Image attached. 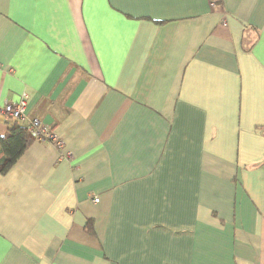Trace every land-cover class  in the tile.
<instances>
[{
	"label": "crops",
	"instance_id": "1",
	"mask_svg": "<svg viewBox=\"0 0 264 264\" xmlns=\"http://www.w3.org/2000/svg\"><path fill=\"white\" fill-rule=\"evenodd\" d=\"M22 95L0 264H264V0H0Z\"/></svg>",
	"mask_w": 264,
	"mask_h": 264
},
{
	"label": "trees",
	"instance_id": "2",
	"mask_svg": "<svg viewBox=\"0 0 264 264\" xmlns=\"http://www.w3.org/2000/svg\"><path fill=\"white\" fill-rule=\"evenodd\" d=\"M36 141L18 121L9 119L5 134L0 137V175L5 174Z\"/></svg>",
	"mask_w": 264,
	"mask_h": 264
},
{
	"label": "built area",
	"instance_id": "3",
	"mask_svg": "<svg viewBox=\"0 0 264 264\" xmlns=\"http://www.w3.org/2000/svg\"><path fill=\"white\" fill-rule=\"evenodd\" d=\"M27 107V97L22 95L18 101L13 103H8L4 106L2 113L6 119L16 120L23 127L26 128L28 133L33 139L40 143H49L56 147V149L61 150L63 148L62 141L53 133V131L42 124L37 119H30L26 116L25 110ZM98 198H93L92 202L97 203Z\"/></svg>",
	"mask_w": 264,
	"mask_h": 264
}]
</instances>
